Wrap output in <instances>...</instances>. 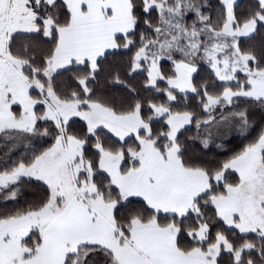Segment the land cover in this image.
<instances>
[{"label": "snow or ice", "instance_id": "1", "mask_svg": "<svg viewBox=\"0 0 264 264\" xmlns=\"http://www.w3.org/2000/svg\"><path fill=\"white\" fill-rule=\"evenodd\" d=\"M0 201V264H264V0H0Z\"/></svg>", "mask_w": 264, "mask_h": 264}, {"label": "trees", "instance_id": "2", "mask_svg": "<svg viewBox=\"0 0 264 264\" xmlns=\"http://www.w3.org/2000/svg\"><path fill=\"white\" fill-rule=\"evenodd\" d=\"M216 0H213V3H215ZM241 3H244L245 0H240ZM127 55L128 54H124V59L127 58ZM109 59H112L111 56H109ZM162 66L167 69L169 67V64L168 62L165 60V61H162ZM210 76V72L208 71L207 67L206 66H201V69H200V72L198 75H196V80L199 82V81H202L203 79H207L208 77ZM132 84L136 85L137 88H140L144 82V79H143V74H137V75H134L132 78H131V81H130ZM161 88L165 87L166 85L164 83H161L159 85ZM218 87H222V85H219L218 83ZM112 91H116V92H122V88L120 86H116L114 89H112ZM141 95L142 96H153L155 95L154 92H141ZM157 99V102H162L165 97L160 95V96H157L156 97ZM240 106L243 107L244 106V102L243 101H240ZM253 117L256 119V120H259V113H254L253 114ZM81 124L80 121L76 120L74 123H73V127H79ZM42 127L43 126H46V125H41ZM154 128H159L160 127V123H155L153 125ZM195 133V125L193 124L187 132H184V136H189V135H193ZM253 135H255V133H253ZM247 141L246 140H243L237 133H233L229 138L225 139V140H220V139H217L215 141V143H213L212 145H210V148H211V151L207 153L208 156H216L217 158L219 159H224L226 158L227 156L231 155V152L232 151H236V150H239V148L242 146L243 143H246ZM218 143H224L225 145V150L224 151H221V150H218L216 148V144ZM197 145H199V141L196 142ZM23 149H19L15 154L16 155H19L20 152H22ZM30 199V197H27ZM26 199V197H21V200L18 204H13V203H9L7 205V207L9 208H12V207H24L26 206L24 204V200ZM4 206L3 205V202L0 201V207ZM250 238V237H249Z\"/></svg>", "mask_w": 264, "mask_h": 264}]
</instances>
